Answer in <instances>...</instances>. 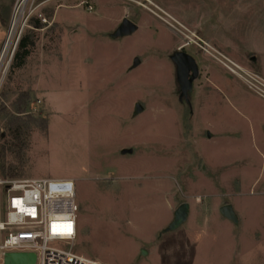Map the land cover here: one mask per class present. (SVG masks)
<instances>
[{
    "label": "rangeland",
    "instance_id": "rangeland-1",
    "mask_svg": "<svg viewBox=\"0 0 264 264\" xmlns=\"http://www.w3.org/2000/svg\"><path fill=\"white\" fill-rule=\"evenodd\" d=\"M19 1L0 0V177L73 179L72 251L102 264H264V99L221 62L264 76V0Z\"/></svg>",
    "mask_w": 264,
    "mask_h": 264
},
{
    "label": "built area",
    "instance_id": "built-area-1",
    "mask_svg": "<svg viewBox=\"0 0 264 264\" xmlns=\"http://www.w3.org/2000/svg\"><path fill=\"white\" fill-rule=\"evenodd\" d=\"M22 1L23 11L29 0ZM221 56L222 65L264 99V76ZM78 210L71 178L0 177V264L7 253H33V264H102L72 251Z\"/></svg>",
    "mask_w": 264,
    "mask_h": 264
},
{
    "label": "water",
    "instance_id": "water-1",
    "mask_svg": "<svg viewBox=\"0 0 264 264\" xmlns=\"http://www.w3.org/2000/svg\"><path fill=\"white\" fill-rule=\"evenodd\" d=\"M136 29V24L128 19H123L121 24L116 30V35H125L133 32ZM3 54V53H2ZM1 54V57H2ZM0 57V60H1ZM173 61L177 67V79L181 85V94L186 95L191 82L198 75V66L195 59L186 52H178L173 56ZM254 59V57H253ZM138 63V59H135L134 64ZM191 71V74L189 72ZM142 109L139 103L135 104V111L139 112ZM122 153H130L131 149H122ZM187 205L186 203H181L175 212V217L173 221L168 226L169 229L175 228L183 219L186 217ZM220 211L224 216L231 220H235V214L230 204H225L220 208ZM142 253H145L142 250ZM35 260V255L33 253H7L5 256L6 264H33Z\"/></svg>",
    "mask_w": 264,
    "mask_h": 264
},
{
    "label": "trees",
    "instance_id": "trees-1",
    "mask_svg": "<svg viewBox=\"0 0 264 264\" xmlns=\"http://www.w3.org/2000/svg\"><path fill=\"white\" fill-rule=\"evenodd\" d=\"M33 26L36 27V28L41 27V26H40V23H39L38 20H36V21L34 22ZM26 40H27L26 37H22V38H21V40L19 41V49L26 48ZM15 57H19V54L16 53V54H15ZM18 108H19V107H18ZM18 112H22V111H18ZM15 120H17V119H15ZM11 122H12V121H11ZM14 136L17 138V137H18V132H14ZM7 173H8L9 175H14V172L11 171L10 168L7 169Z\"/></svg>",
    "mask_w": 264,
    "mask_h": 264
},
{
    "label": "bare ground",
    "instance_id": "bare-ground-1",
    "mask_svg": "<svg viewBox=\"0 0 264 264\" xmlns=\"http://www.w3.org/2000/svg\"><path fill=\"white\" fill-rule=\"evenodd\" d=\"M16 15H17V10L15 11L14 17H13V19L11 21V24H10V29H9V35H8V37H10V35L12 34V31L15 28V25H16Z\"/></svg>",
    "mask_w": 264,
    "mask_h": 264
},
{
    "label": "flooded vegetation",
    "instance_id": "flooded-vegetation-1",
    "mask_svg": "<svg viewBox=\"0 0 264 264\" xmlns=\"http://www.w3.org/2000/svg\"><path fill=\"white\" fill-rule=\"evenodd\" d=\"M184 48H185V44L180 46V48H179L180 51L179 52H184V50H185ZM251 58H252L251 59L252 61H255V57H254V59H253V56ZM189 74H191V71L189 72Z\"/></svg>",
    "mask_w": 264,
    "mask_h": 264
},
{
    "label": "crops",
    "instance_id": "crops-1",
    "mask_svg": "<svg viewBox=\"0 0 264 264\" xmlns=\"http://www.w3.org/2000/svg\"><path fill=\"white\" fill-rule=\"evenodd\" d=\"M253 57H255V56H253Z\"/></svg>",
    "mask_w": 264,
    "mask_h": 264
}]
</instances>
